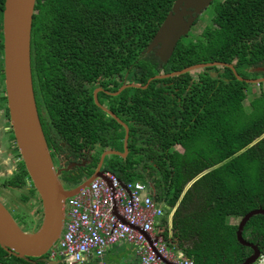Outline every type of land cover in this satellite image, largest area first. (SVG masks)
Listing matches in <instances>:
<instances>
[{
    "label": "trees",
    "instance_id": "obj_1",
    "mask_svg": "<svg viewBox=\"0 0 264 264\" xmlns=\"http://www.w3.org/2000/svg\"><path fill=\"white\" fill-rule=\"evenodd\" d=\"M173 2L35 0L30 62L38 115L49 146L67 159L97 141L102 149L122 151L124 127L112 117L111 124L105 122L91 90L98 75L106 88L113 76L112 91L124 83L139 85L104 94L129 128L128 155L124 161L111 155L105 169L155 189L154 199L165 205L158 232L170 248L193 264H237L252 250L237 241L238 224L228 219L264 208V90L246 106L249 82L228 66L154 78L142 86L154 75L200 62L231 63L244 78L264 76V0H213L208 23L197 34L189 30L161 62L147 46ZM255 86L264 87V81ZM5 102L1 90L0 103ZM109 125L115 137H106ZM8 133L14 142L11 128ZM95 164L89 163L86 176ZM20 169L11 179L24 182L23 163ZM68 173L72 184L85 177ZM242 234L264 254L263 214L250 217ZM0 260L30 264L1 248Z\"/></svg>",
    "mask_w": 264,
    "mask_h": 264
},
{
    "label": "water",
    "instance_id": "obj_2",
    "mask_svg": "<svg viewBox=\"0 0 264 264\" xmlns=\"http://www.w3.org/2000/svg\"><path fill=\"white\" fill-rule=\"evenodd\" d=\"M212 1L174 0L171 9L148 43L147 50H153L154 55L161 62L168 61L179 39L187 35L197 16ZM34 6L35 0H4L2 14L3 73L10 127L29 179L41 199L43 215L38 228L33 226L24 230L17 224L0 199V246L15 256L26 260H30V258L46 260L48 257L44 255L57 241L63 229L65 220L63 202L66 198L74 195L81 186L88 184L93 178L102 174L104 170L102 162L106 154L126 156L128 153L129 128L125 122L107 110L125 129L123 151L116 149L104 150L100 155L98 165L87 178L76 184L68 182V188L64 186L63 179L59 176L61 168H57V165L52 161L50 150L47 146L34 95L30 62V34ZM220 65L230 67L239 80L256 84L264 81V76L244 78L238 75L231 63L213 61L200 62L181 70L154 75L142 87L145 88L149 81L154 78H164L207 66ZM216 74L217 72L212 73L213 76ZM129 86L137 87L139 85L124 83L112 94L117 95L122 89ZM96 93L95 91V102H97ZM197 177L195 176L187 186ZM256 214L264 215V208L258 207L248 211L238 222L236 230L237 241L241 245L249 247L252 253L237 264H252L260 255L258 245L246 240L242 234L246 222ZM30 261L35 263L34 260ZM62 261L63 258L54 259L50 260L49 264Z\"/></svg>",
    "mask_w": 264,
    "mask_h": 264
},
{
    "label": "built area",
    "instance_id": "obj_3",
    "mask_svg": "<svg viewBox=\"0 0 264 264\" xmlns=\"http://www.w3.org/2000/svg\"><path fill=\"white\" fill-rule=\"evenodd\" d=\"M164 206L141 181L121 180L104 169L65 199L63 229L46 255L65 264H105V250L123 241L133 245L135 264H193L158 232ZM253 264H264V254Z\"/></svg>",
    "mask_w": 264,
    "mask_h": 264
},
{
    "label": "flooded vegetation",
    "instance_id": "obj_4",
    "mask_svg": "<svg viewBox=\"0 0 264 264\" xmlns=\"http://www.w3.org/2000/svg\"><path fill=\"white\" fill-rule=\"evenodd\" d=\"M3 9H4V2H3V7L1 9V17L3 14ZM1 37H2V41H1L2 42L1 63H2V68H3V29H2V24H1ZM250 70L254 71V67L250 68ZM189 72H192V71H189ZM210 72L212 74L213 72H217V71L211 70ZM168 73H170V72H168ZM100 77H101L100 75H98L96 77V80H95L96 85H94L92 87L91 94H92L93 99H94V92L95 91L97 92L96 93L97 102H95V103L104 112L103 118H104L105 122L108 124H111L113 122L112 121L113 119H111V117L114 118V120H116V118L113 115H111L109 112H112L113 114H115V113L113 112V110L110 109L109 101L107 98L104 97V94L113 95L112 93L114 91L110 90V88L113 87L112 86L113 82L111 81V79H113V76L111 75L108 77L109 84H108L107 88L101 83ZM251 78H255V77H251ZM88 85H90V83H88ZM4 106L5 105H3V107ZM3 112L5 114V107L3 109ZM8 120H9V118H8ZM41 127H42V124H41ZM108 128H110L111 130H110V133L105 132L106 137H115L116 133H115L112 125H109ZM42 130H43V127H42ZM43 133H44V136H45V139L47 142V146L50 150L52 161L54 162L55 165H57V167L59 169L61 168V170L59 172V174H60L59 176L63 179H66V175L69 174L68 172L73 173V171H76V170H77V172L79 171V173H77V174H83L82 176L86 175V170L88 168L89 163L94 164L96 162L95 166L93 167L95 169L99 163V158H100V155L102 154V152L104 150L111 149V148L102 149V145L99 143V141H97L94 148H85V149L81 148L82 149L81 152L78 151V156L75 159L74 158L73 159H67L66 157H63L62 155H60V154L58 155L57 153H55L54 149L49 146L50 143L47 140L46 133L44 132V130H43ZM111 133L114 135H112ZM124 133H125V130H124ZM109 134H111V135H109ZM123 138H124V135H123ZM127 146H128V143H127ZM99 150H101V152H100V154H97V152ZM82 151H84V153H82ZM15 152H16V154L19 153L17 148H16ZM128 153H129V148H128ZM128 153L126 154V156L128 155ZM111 155L113 156L116 154H106L104 159H103V162H102V168H104V169L106 168L109 157ZM126 156L122 157L120 155H117L116 158H119L121 161H124ZM96 158H97V161L95 160V162H94L93 160ZM106 159H107V161H106ZM22 163H23V161H22L21 156L19 154L17 159H16L15 166L12 168V170L11 171L9 170V172L5 175L0 173V176L3 179L0 182V187H2V188L6 187L9 191H16V193L12 192L13 194L10 197V196H8L7 193H4L3 190L0 188V199H1L2 203L4 204V206H5V203H10V210L9 211H10L12 217L14 218V220L17 222V224L21 228L28 227L30 229L33 226L35 227L37 225V223L38 222L40 223V220H42V215H43L42 214V204H41V199H40L38 193L36 192V190L33 188L32 182L29 179L28 175L27 176L25 175L23 177L24 182H22V180H19L17 177L11 179L12 175L15 172H17V171L20 172V170H21L20 168H21ZM105 163H106V165H104ZM19 172H17V173H19ZM81 178H83V177H81ZM11 181H13V183H11ZM151 192L155 193V189L151 190ZM14 194H16V196ZM31 204H32V206H30ZM32 207H34V209ZM20 208L23 210L22 214H18V212L21 211ZM30 209H33V211H30ZM34 213H35V216H34ZM24 214H26V216H28L29 218H27ZM39 226L40 225H38V227ZM242 233H243V231H242ZM0 248L2 250H4L9 256L14 255L13 253L6 251L3 247L0 246ZM1 255H2L1 257L3 258V256H4L3 251L1 252ZM30 260H34L35 263H32V261H30ZM30 260H26V261H28L30 264H49V262H50L49 259L43 260L42 258H30ZM0 262H1V260H0ZM0 264H9V263L1 262ZM55 264H65V263L62 261V262H57Z\"/></svg>",
    "mask_w": 264,
    "mask_h": 264
},
{
    "label": "rangeland",
    "instance_id": "obj_5",
    "mask_svg": "<svg viewBox=\"0 0 264 264\" xmlns=\"http://www.w3.org/2000/svg\"><path fill=\"white\" fill-rule=\"evenodd\" d=\"M211 12V5H209L208 7H206L204 10H202V12L198 15L200 18L198 19V22L194 25L192 24L190 31H192L194 34H197L200 32V30L202 29V27L208 23L209 18L211 15H209ZM197 16V17H198ZM194 23V22H193ZM152 52H154L153 50H151ZM159 59V58H158ZM196 64V63H195ZM218 68L223 67V66H217ZM197 70H192V71H198ZM262 77V76H261ZM257 84L255 83H249L250 89L247 92V95L245 97V99L243 100L244 104L246 106L249 105L250 100L257 94H259L262 90H264V87H258L255 86ZM4 88V80H2V77L0 76V91L4 90V94H5V89ZM4 105L6 106V102L4 103ZM3 105L0 103V173H2L3 175L7 174L9 172V170L11 171L12 168L15 166L16 163V159L18 157V153L16 154L15 150H16V145H14L15 141L13 142V139L9 136V129L10 127V123L9 120L4 116V112H3ZM176 148L177 149H181L182 145L177 143L176 144ZM106 165V163L104 164ZM58 168V167H57ZM85 177L82 178V180H84L85 178H87L86 175H84ZM63 179V178H62ZM2 177L0 176V182L2 181ZM63 183L64 186L66 188H68V182L66 181V179H63ZM4 193H7L8 196H12L13 193H16V191H9L6 187L2 188L0 187ZM13 192V193H12ZM16 196V194H14ZM5 206L7 207L8 210H10V203H5ZM32 206V204L30 205ZM34 209V207H32ZM33 209H30V211H33ZM20 212H18V214H22L23 210L20 208ZM10 212V211H9ZM35 212V211H34ZM26 216V214H24ZM35 216V213H34ZM27 218H29L28 216H26ZM240 217H230L228 220L232 223H237L240 221ZM41 223V220H40ZM40 223L38 222L37 225L34 228H38V225H40ZM24 230L29 229L28 227L23 228ZM126 243L127 242H118L115 245L111 246L110 249H106L105 253H104V258H102V261H105V258L107 259H112L113 258V254L116 251L115 246H118L120 252H122V254H126V252H123V248L126 247ZM128 255H130L131 253H127ZM46 256V255H44ZM43 256V258H44ZM115 258V257H114ZM58 259V258H57ZM115 262L109 263V264H114ZM106 264V263H105Z\"/></svg>",
    "mask_w": 264,
    "mask_h": 264
},
{
    "label": "crops",
    "instance_id": "obj_6",
    "mask_svg": "<svg viewBox=\"0 0 264 264\" xmlns=\"http://www.w3.org/2000/svg\"><path fill=\"white\" fill-rule=\"evenodd\" d=\"M159 225H160V223H158L156 225V228L158 230H159ZM115 248H116V251L113 254V258L112 259L105 258V263L106 264H109V263H112V262H115L114 264H134V263L137 262V257H136V255L134 253V248H133L132 244L126 243V247L123 248V252L125 251L126 254H122V252H120L118 246H115ZM109 249H110V247L108 248V250ZM129 252L131 253L130 255L127 254Z\"/></svg>",
    "mask_w": 264,
    "mask_h": 264
},
{
    "label": "clouds",
    "instance_id": "obj_7",
    "mask_svg": "<svg viewBox=\"0 0 264 264\" xmlns=\"http://www.w3.org/2000/svg\"><path fill=\"white\" fill-rule=\"evenodd\" d=\"M172 211H173V210H172ZM172 211H171L170 213H172ZM164 213H165V211H164ZM164 213H163V214H164ZM253 263H254V262H253ZM253 263H252V264H253Z\"/></svg>",
    "mask_w": 264,
    "mask_h": 264
}]
</instances>
